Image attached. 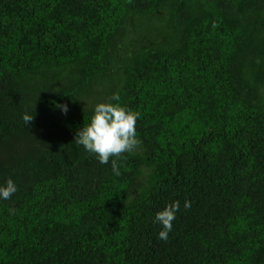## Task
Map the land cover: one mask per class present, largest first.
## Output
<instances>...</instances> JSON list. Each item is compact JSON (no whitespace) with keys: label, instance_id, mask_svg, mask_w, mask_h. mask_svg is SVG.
Returning a JSON list of instances; mask_svg holds the SVG:
<instances>
[{"label":"trees","instance_id":"1","mask_svg":"<svg viewBox=\"0 0 264 264\" xmlns=\"http://www.w3.org/2000/svg\"><path fill=\"white\" fill-rule=\"evenodd\" d=\"M101 102L142 141L107 164L75 142ZM9 178L0 264H264V0H0Z\"/></svg>","mask_w":264,"mask_h":264},{"label":"clouds","instance_id":"2","mask_svg":"<svg viewBox=\"0 0 264 264\" xmlns=\"http://www.w3.org/2000/svg\"><path fill=\"white\" fill-rule=\"evenodd\" d=\"M118 101V95L113 96ZM63 112H67V105H57ZM139 113L125 106L112 102H101L95 105L90 122L81 127L75 137L78 145L94 154L101 164H107L112 157H120L124 153H132L142 141L137 137V120ZM33 120V115L25 114L23 121L26 125ZM112 171L115 175L121 174L116 161H112ZM17 192V185L11 179L0 184V200H9ZM179 201H174L158 211L155 222L162 227L158 232L159 240L167 241L169 233L173 230V221L179 211ZM185 208H190L191 203L185 200Z\"/></svg>","mask_w":264,"mask_h":264}]
</instances>
